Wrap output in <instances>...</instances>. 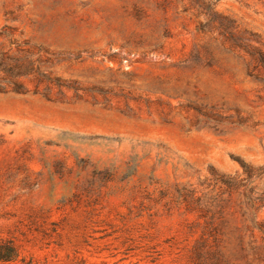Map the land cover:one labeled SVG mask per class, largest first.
Returning a JSON list of instances; mask_svg holds the SVG:
<instances>
[{
  "label": "rangeland",
  "instance_id": "rangeland-1",
  "mask_svg": "<svg viewBox=\"0 0 264 264\" xmlns=\"http://www.w3.org/2000/svg\"><path fill=\"white\" fill-rule=\"evenodd\" d=\"M0 237L264 264V0H0Z\"/></svg>",
  "mask_w": 264,
  "mask_h": 264
},
{
  "label": "trees",
  "instance_id": "trees-1",
  "mask_svg": "<svg viewBox=\"0 0 264 264\" xmlns=\"http://www.w3.org/2000/svg\"><path fill=\"white\" fill-rule=\"evenodd\" d=\"M243 247V246H242ZM216 255L217 264H230L231 259L226 252H221L219 249L213 253ZM203 255L202 251L198 252L199 259ZM21 256L20 247L16 240L11 237H0V264L14 263L19 260ZM202 264V262H199Z\"/></svg>",
  "mask_w": 264,
  "mask_h": 264
}]
</instances>
